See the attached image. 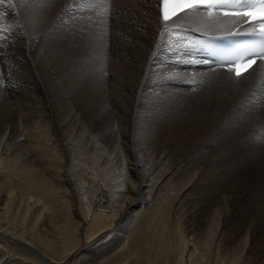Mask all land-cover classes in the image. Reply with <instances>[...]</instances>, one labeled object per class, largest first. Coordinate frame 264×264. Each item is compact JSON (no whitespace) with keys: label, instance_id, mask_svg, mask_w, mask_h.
Listing matches in <instances>:
<instances>
[{"label":"bare ground","instance_id":"obj_1","mask_svg":"<svg viewBox=\"0 0 264 264\" xmlns=\"http://www.w3.org/2000/svg\"><path fill=\"white\" fill-rule=\"evenodd\" d=\"M37 1L4 0L0 4V26L4 28L0 55L9 57L24 74H36L40 80V85L38 81L27 85L29 99L13 93L0 101L4 107L0 110V264H34L30 259L40 264H254L249 260V231L238 245L241 248L230 246L220 210L205 219L204 228L196 221L195 232L176 229L179 225L184 228L183 219L178 217L173 225L175 210L168 211L179 208L178 196L169 209L160 204L161 209L144 211L132 228L131 208L137 200L143 193L147 196L144 200H149L153 188L160 190L167 182L165 174L154 176L151 166L139 168L140 158L126 163L125 194L112 210H107L103 197H99L88 202L81 219L68 215L63 219L60 208L65 198L59 187L83 154L95 157L98 165H106L104 146L114 153L143 155L144 159L165 155L159 154L164 146L145 140L142 122L151 91L164 76L180 75L183 85L189 83L194 88L197 80L214 87L228 85L235 93L252 90L249 106L255 99V109L260 104L258 109L264 112L262 62L237 78L227 66L205 65L199 53L198 40L203 34L249 30L250 26L241 25L237 17L216 12L209 15L204 9L182 13L165 24L160 0H70L72 9L65 0L58 5L53 1L51 8L47 6L50 0ZM34 10L38 11L35 17ZM42 13L47 14L43 19L60 15L54 28L59 40L57 54L46 51L48 34L43 29L47 24L38 19ZM54 58L57 62L51 64ZM193 60L196 62H189ZM53 80L70 93L66 107H59L52 94ZM102 102L107 111L105 128L94 115V108ZM88 108L94 113L92 117ZM93 142L97 144L96 154L88 151ZM70 161L75 164L68 166ZM202 166L206 163L201 162L199 169ZM223 209L225 214L227 203ZM254 233L250 241L255 239ZM80 239L85 240L88 253L74 258ZM110 252L112 255L107 256ZM257 264H264V259Z\"/></svg>","mask_w":264,"mask_h":264},{"label":"rangeland","instance_id":"obj_2","mask_svg":"<svg viewBox=\"0 0 264 264\" xmlns=\"http://www.w3.org/2000/svg\"><path fill=\"white\" fill-rule=\"evenodd\" d=\"M30 1L38 2L37 0ZM53 1H56V5H58L60 0H50L47 6L50 3L54 6ZM64 3L68 5L67 7L72 6L70 0H65ZM51 5L49 8H51ZM41 7L45 6L41 5ZM33 14H38V11H32ZM34 15L33 17H35ZM45 15L47 14L42 13L41 16L36 17L47 24V28L43 29L48 34L46 36V45L48 44L46 51L57 54L56 48H58L59 40L56 38L55 26L60 15L59 13H54L49 19H43ZM2 55H0V101L3 98L11 97L10 94L13 93L21 96V98L29 99L30 88L27 85L29 86L31 81H38L37 84H39V76L33 74L30 77L27 72L24 74L22 69L15 66L16 64L12 65L13 63L9 57ZM52 61L50 63L55 64L57 59L54 58ZM203 63L210 65L206 64L205 59ZM33 82L31 85L35 83ZM183 82L184 78L180 75L164 76L158 82L159 86L157 85L152 89L149 105L143 112L142 122L147 132L145 140L155 142L157 146H164L166 153L163 151L159 154L165 155L160 157L148 155L144 159L143 155L139 157L132 153H114L104 146L103 155L108 158L106 165H98L95 162V157L92 158L84 154L79 156L76 164L74 161H70L68 166L75 164L77 167L68 171L69 180L63 177L60 181L59 187L65 198V202L60 208V214L63 219L68 215L67 217L70 219L79 220L88 202L98 201L99 197H103V206L107 210L116 208L127 187V180L125 179V176H127L125 172L126 163H131L135 158H140L139 168L142 169L143 167V169H146L151 166L154 176L157 177L161 173L165 174L164 181L167 182L160 190L153 188L152 192L154 191L155 193L153 192L154 196L152 195L149 200H144L147 197L144 193L141 195V200H137L136 204L131 208L132 228L139 222L141 215L156 208L158 210L161 205L164 210L169 209L172 200L175 196H178L181 197L179 208H170L168 211L171 213V209L175 210L173 211L174 214H172V216L174 215L173 225L178 222V217L183 219L184 228L178 224L179 226L176 229L179 230L181 228L186 231L191 228L189 230L193 232L196 228V221L204 228V225H206L205 219H208L214 213V210H220L222 211V229L227 238H231L227 243L230 246L240 245L241 239L249 231L248 244H251L250 249L252 252L249 254V260L254 264L262 262L264 259V112L258 109L261 105L259 104L257 109H255L254 105L256 106L257 102L254 99V102L250 103L251 106L253 104V107L249 106V100L253 98L252 95L254 93L252 90H248L249 92L240 90V92L237 91L235 93L228 85H217L214 87L211 83L205 84L196 80V84L194 81L196 88H194L189 83L183 85ZM50 85L53 86L51 90L53 89L54 98L56 101L59 100V107H66L70 98L67 96L70 93L62 89L58 85L57 80H53ZM181 85L185 89L183 87L180 88ZM159 88L160 90L164 89L165 92L164 90L159 91ZM64 95L67 96L65 97ZM158 96L161 98H158ZM204 99L209 100L205 101ZM90 109L86 110L87 113L91 117L95 113L98 123L101 124L100 127H107L105 104L103 102L98 104L97 108H94V113ZM262 109H264L263 106ZM0 110L4 111L3 104H0ZM234 112L235 114H233ZM84 120L87 119L85 118ZM90 147L88 149L89 153L96 154L98 151L97 144L93 142ZM158 159H161L160 163ZM201 162H205L206 167L203 168L202 166L199 169ZM174 184L176 185L174 186ZM185 184L190 186H185ZM184 187L186 188L184 189ZM144 189L148 190L149 188L145 187ZM168 200L170 202H167ZM226 203L228 204V209L223 214V210H225L223 208ZM139 210L141 211L139 212ZM136 212L138 213L136 214ZM190 214L193 216H189ZM201 216L203 218L200 219ZM135 218L139 219L136 220ZM188 221L192 223H188ZM252 231L255 232L254 236L256 237L250 241ZM127 234L131 237L130 231ZM85 245V240L80 239L74 258H77L82 253H88ZM237 248H241V246ZM109 255H112V252L108 253L107 256ZM29 261L34 264H40L37 259H30Z\"/></svg>","mask_w":264,"mask_h":264},{"label":"snow or ice","instance_id":"obj_3","mask_svg":"<svg viewBox=\"0 0 264 264\" xmlns=\"http://www.w3.org/2000/svg\"><path fill=\"white\" fill-rule=\"evenodd\" d=\"M3 2L4 0H0V4ZM160 3L162 4V18L165 24L189 11L206 9L211 15L214 9L225 7L239 9V11L225 12L224 14L248 22L250 26L259 22L260 31L257 34L253 27L252 35L257 36L258 39L226 54L224 60L230 65H234V67L230 66L228 71H234L237 78H242L249 70H254L258 60L264 62V0H160ZM2 32H4V28L0 26V33ZM245 57H247L246 61ZM189 62L194 63L196 61Z\"/></svg>","mask_w":264,"mask_h":264}]
</instances>
